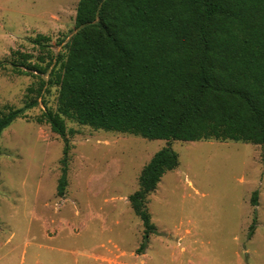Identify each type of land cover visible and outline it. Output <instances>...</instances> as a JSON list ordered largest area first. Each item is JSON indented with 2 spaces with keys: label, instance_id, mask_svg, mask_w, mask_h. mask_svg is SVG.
I'll list each match as a JSON object with an SVG mask.
<instances>
[{
  "label": "rangeland",
  "instance_id": "374dc122",
  "mask_svg": "<svg viewBox=\"0 0 264 264\" xmlns=\"http://www.w3.org/2000/svg\"><path fill=\"white\" fill-rule=\"evenodd\" d=\"M77 3L0 0V111L26 115L0 134V264H264V146L147 140L65 119L58 194L64 141L35 118L57 109L49 80L75 33ZM166 146L178 167L146 198L156 234L138 253L143 226L128 197Z\"/></svg>",
  "mask_w": 264,
  "mask_h": 264
},
{
  "label": "trees",
  "instance_id": "16d2710c",
  "mask_svg": "<svg viewBox=\"0 0 264 264\" xmlns=\"http://www.w3.org/2000/svg\"><path fill=\"white\" fill-rule=\"evenodd\" d=\"M74 23L49 80L58 86L57 109L35 118L64 141L59 195L65 119L147 140L264 146V0H78ZM47 67L29 70L43 75ZM23 118V108H4L0 134ZM177 167V154L162 148L128 197L143 226L138 253L156 234L146 198ZM256 199L254 192L253 206Z\"/></svg>",
  "mask_w": 264,
  "mask_h": 264
}]
</instances>
